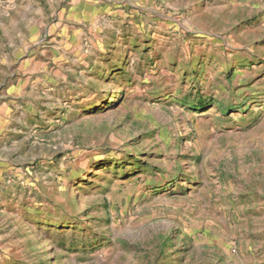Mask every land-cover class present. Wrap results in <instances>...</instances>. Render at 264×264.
<instances>
[{
    "label": "rangeland",
    "instance_id": "374dc122",
    "mask_svg": "<svg viewBox=\"0 0 264 264\" xmlns=\"http://www.w3.org/2000/svg\"><path fill=\"white\" fill-rule=\"evenodd\" d=\"M0 264H264V0H0Z\"/></svg>",
    "mask_w": 264,
    "mask_h": 264
}]
</instances>
